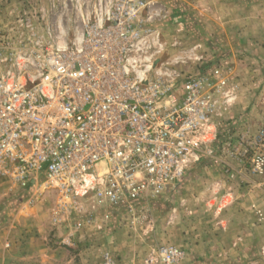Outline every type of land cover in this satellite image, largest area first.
I'll use <instances>...</instances> for the list:
<instances>
[{
    "label": "built area",
    "instance_id": "built-area-1",
    "mask_svg": "<svg viewBox=\"0 0 264 264\" xmlns=\"http://www.w3.org/2000/svg\"><path fill=\"white\" fill-rule=\"evenodd\" d=\"M89 5L70 42L50 25L19 46L2 38L0 65L12 61L17 70L0 73V177L73 200L93 196L132 226L151 224L154 201L203 156L220 162L229 180L264 191V125L229 138L223 156L208 146L225 127L214 117L229 62L199 58L201 67L189 74L170 63L172 69L159 68L165 48L151 1ZM29 19L20 25L32 30ZM157 255L148 263L184 259L173 246Z\"/></svg>",
    "mask_w": 264,
    "mask_h": 264
},
{
    "label": "rangeland",
    "instance_id": "rangeland-1",
    "mask_svg": "<svg viewBox=\"0 0 264 264\" xmlns=\"http://www.w3.org/2000/svg\"><path fill=\"white\" fill-rule=\"evenodd\" d=\"M149 1L162 13L165 0ZM75 7L73 0H59L55 5L52 0H0V42L3 37L12 38L13 45L19 46L23 36L36 31L42 35L52 24H60L64 39L70 42L76 36L75 27L82 28L81 19L71 20L66 12L73 13ZM84 7L77 6L82 11ZM26 17L34 26L32 30L20 25ZM168 25L162 15L154 22L159 43L165 48L158 64L164 70L171 68L169 59L176 52V41H170L179 37L174 26ZM190 33L187 47L196 38L195 32ZM10 70H17L12 61L0 65V73ZM185 70L184 74L195 71L193 66ZM254 105L263 107L264 98ZM256 117L242 114L232 125L224 123L229 132H221L208 146L223 156L220 148L229 138L235 141L246 130L254 133L264 125V121L254 120ZM196 165L180 185L154 201L153 222L135 226L126 223L123 212L98 206L93 196L73 200L53 189L22 186L11 176L0 177V264H149L150 256L157 257L159 249L168 246L184 254L182 264H254L259 259L264 263V226L250 228L249 244L233 242L247 229L233 219L236 212L232 209H213L218 190L230 182L223 165L209 156ZM255 181L260 182L258 178ZM230 183L256 191L253 197L258 199V190L241 179ZM259 192L264 200V191ZM243 246L248 248L245 252ZM241 254L249 257L242 259Z\"/></svg>",
    "mask_w": 264,
    "mask_h": 264
},
{
    "label": "crops",
    "instance_id": "crops-1",
    "mask_svg": "<svg viewBox=\"0 0 264 264\" xmlns=\"http://www.w3.org/2000/svg\"><path fill=\"white\" fill-rule=\"evenodd\" d=\"M52 1L53 5L59 2ZM73 1L76 3L75 10L73 13H70V10L66 12L71 20L78 18L82 23L83 14L90 10L91 0ZM78 5H86L85 7L89 8L84 7L82 11L77 8ZM162 7V13L157 10L160 16L169 20L168 26L173 25L179 33L178 38L170 41L177 43L176 52L171 54L169 59L172 66L180 71H186L185 68L192 66L196 70L201 67L199 58L211 62L223 57L229 62V82L225 95L219 97L214 123L232 125L242 114L257 115L254 120L264 121V106L257 108L254 105V101L264 98V0H165ZM52 26L56 32L61 30L60 24ZM75 28L80 30L79 27ZM189 30L195 32L196 36L191 47H187L186 42ZM172 43L169 44L167 40V44ZM175 61L177 64H174ZM201 164L202 161L198 163L199 166ZM230 182L226 183L225 189L218 190V200L213 204V209H232L236 212L233 219L240 220L244 230H247L243 231L242 237L236 236L233 242L242 240L243 243L249 244L250 228L259 224L264 226V216L259 217L253 206L261 209L264 214V200L259 195V189H256L259 194L256 195L258 199H255L253 196L256 191L231 185ZM247 249L244 247V252ZM241 255L242 259L249 257V254ZM254 264L264 263L259 259Z\"/></svg>",
    "mask_w": 264,
    "mask_h": 264
},
{
    "label": "trees",
    "instance_id": "trees-1",
    "mask_svg": "<svg viewBox=\"0 0 264 264\" xmlns=\"http://www.w3.org/2000/svg\"><path fill=\"white\" fill-rule=\"evenodd\" d=\"M223 131H226V130L222 128V129L220 130V133L223 132ZM226 132H227V131H226Z\"/></svg>",
    "mask_w": 264,
    "mask_h": 264
}]
</instances>
